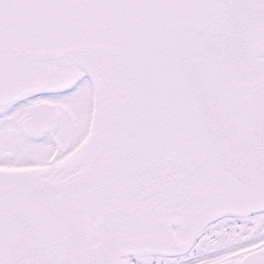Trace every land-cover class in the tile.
Masks as SVG:
<instances>
[{
    "label": "snow or ice",
    "instance_id": "6c2138e0",
    "mask_svg": "<svg viewBox=\"0 0 264 264\" xmlns=\"http://www.w3.org/2000/svg\"><path fill=\"white\" fill-rule=\"evenodd\" d=\"M0 264H264V0H0Z\"/></svg>",
    "mask_w": 264,
    "mask_h": 264
}]
</instances>
